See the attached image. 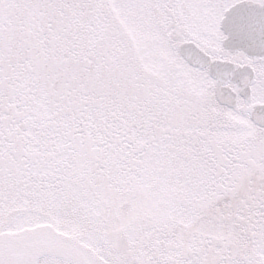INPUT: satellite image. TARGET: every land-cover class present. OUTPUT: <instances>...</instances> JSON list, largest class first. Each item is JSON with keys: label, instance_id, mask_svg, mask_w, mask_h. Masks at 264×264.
Wrapping results in <instances>:
<instances>
[{"label": "snow or ice", "instance_id": "1", "mask_svg": "<svg viewBox=\"0 0 264 264\" xmlns=\"http://www.w3.org/2000/svg\"><path fill=\"white\" fill-rule=\"evenodd\" d=\"M0 264H264V0H0Z\"/></svg>", "mask_w": 264, "mask_h": 264}]
</instances>
